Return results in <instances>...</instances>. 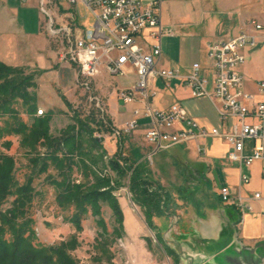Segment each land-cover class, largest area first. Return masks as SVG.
Segmentation results:
<instances>
[{
	"label": "crops",
	"instance_id": "obj_1",
	"mask_svg": "<svg viewBox=\"0 0 264 264\" xmlns=\"http://www.w3.org/2000/svg\"><path fill=\"white\" fill-rule=\"evenodd\" d=\"M56 2L65 12L63 10L67 6L64 0ZM21 7L28 18L30 14L39 12L37 0H29L27 4H21L19 0H0V62L24 68L30 73L43 71L44 78L50 77L52 84L60 86L59 89L71 88L77 79L75 67L69 61L61 60L60 53L51 45L44 30L41 16L32 18V22L20 18ZM195 10L189 0H162V22L174 30L175 36L162 40L158 68L178 70L182 76H186L194 64H200L211 92L213 75L207 58V46L236 37L243 31L252 32L253 29L251 22L240 27L239 20L236 32L226 29L222 34V29L216 28V25L206 28L204 20L199 19ZM263 20L264 17L257 21ZM139 43L150 50L152 40L149 38V30L143 32ZM246 56L247 62L241 68L244 88L258 97L257 83L264 75L263 46L247 51ZM136 80V71L131 66L126 67L124 76L110 75L103 71L92 80L96 99L115 129H122L133 118L134 110H142L144 107L141 100L127 105L118 98V91L131 88ZM150 90L155 93L150 100L154 110L165 111L178 104L208 131L216 129L228 132L234 123L233 119L222 122L210 99L193 98L190 88L181 79L166 83L161 78H155L150 82ZM151 128L150 119L139 118L138 126L131 135L122 136L118 145L116 141H107L103 146L111 156L119 151L130 163L144 165L153 151V146L145 138ZM253 147L254 143L247 141L245 154L251 155ZM230 149L225 139L210 137L199 143L191 141L172 146L157 152L152 158L158 183L162 187L186 189L189 192L178 193V199L174 202V206L182 210L177 219L178 232L175 230V234L183 235L185 240H173V249L182 264H204L218 253L232 249L251 252L254 258L264 257V161H257L250 167H240L228 160ZM242 175L249 178L247 184L241 182ZM204 181L211 187V197L205 201L200 197L202 193L197 191ZM222 188L229 189L231 202L222 201L219 194ZM256 193L260 194V199L253 198ZM238 196L245 198L246 205L252 209L241 214L234 204ZM191 198L194 200L191 201ZM183 204L187 207L182 208ZM171 218L170 214L152 217L156 234L166 237L172 232ZM144 223L146 220L143 213ZM189 256L191 260L186 258Z\"/></svg>",
	"mask_w": 264,
	"mask_h": 264
},
{
	"label": "built area",
	"instance_id": "obj_2",
	"mask_svg": "<svg viewBox=\"0 0 264 264\" xmlns=\"http://www.w3.org/2000/svg\"><path fill=\"white\" fill-rule=\"evenodd\" d=\"M27 4L29 0H19ZM38 11L46 18L45 30L52 40H67L68 48L60 53L62 61H69L77 69V83L90 89L92 80L103 71L110 75H126V67L135 69L137 80L125 90L118 91V98L124 104L141 100L142 110H134L133 118L122 129L111 126V135L96 133L99 141L120 139L131 135L138 126L139 118H148L152 128L146 133V141L153 146L149 158L157 152L191 141L201 142L206 138H223L231 149L227 154L230 162L240 167H250L257 161H264V75L257 83L258 97L244 88L241 68L247 62V51H254L260 45L264 48V20L251 21L252 32H241L238 36L207 46V58L212 69V91L208 79L203 75L200 64H194L186 76L178 70L159 69L162 55V40L175 36L172 28L164 26L161 19L162 0H64L67 8L57 5L56 0H37ZM84 6L94 17L91 29L83 30L79 25L77 10ZM57 8V11H56ZM67 9V10H66ZM145 30L152 40L150 50L139 43ZM161 78L166 83L181 79L187 85L193 98H208L216 106L222 122L234 120L228 132L213 129L208 131L193 120L178 104L168 110H154L150 82ZM105 122V112L96 98ZM42 114L43 111L39 110ZM247 141L254 143L251 155L245 154ZM247 184L249 178L241 176ZM224 203L232 201L228 188L219 192ZM260 199V194L253 195ZM245 198L238 196L235 206L244 214L251 210Z\"/></svg>",
	"mask_w": 264,
	"mask_h": 264
},
{
	"label": "rangeland",
	"instance_id": "obj_3",
	"mask_svg": "<svg viewBox=\"0 0 264 264\" xmlns=\"http://www.w3.org/2000/svg\"><path fill=\"white\" fill-rule=\"evenodd\" d=\"M196 8L199 19L204 20L206 28L212 25L218 29L237 31L238 21L240 20V27H245L253 20H261L264 17V0H189ZM59 5V2H56ZM60 6V5H59ZM66 6V4H65ZM61 7V6H60ZM57 11V8H56ZM20 18L24 17L27 21H33L41 16L43 25L46 24V18L40 12L30 14L29 18L23 8H20ZM40 14V15H38ZM25 15V16H24ZM79 25L83 30L91 29L94 24V17L82 5H79L77 10ZM33 18V19H32ZM241 28V29H242ZM45 30V28H44ZM46 31V30H45ZM47 33V32H46ZM49 37V36H48ZM50 38V37H49ZM51 45L58 53H64L68 48L67 40H52ZM24 70L25 75H33L35 89H29L31 93L37 96L36 117L50 116V133L53 137H60L61 131L65 130L69 125L73 124V116L76 112L80 115L81 120L93 119L96 124L104 126L103 131H96V133H104L111 135L112 128L108 124V119L105 115V122L101 118V111L97 105V93L90 83V89H85L76 81L71 88L63 89L60 86L52 84L50 77L44 78L43 71H35L30 73ZM76 74H77V69ZM41 75V76H40ZM43 76V77H42ZM46 77V76H45ZM62 89V90H61ZM63 97V98H62ZM65 103H69L67 107ZM17 111L18 118L27 125H31L33 116L29 115L27 110L23 107L20 100L13 104ZM39 110L43 111L42 114ZM35 118V117H34ZM6 121H11L8 117H0V127L5 126ZM94 127V125H93ZM107 129V130H106ZM118 141L116 139H106V142ZM21 138L16 135L4 134L0 137V152L13 157L15 161L14 177L18 184L23 185L27 178L33 174V188L34 196L32 205L29 208L28 217L33 221V230L36 234L35 244L39 246H59L62 242H67L71 237H75L78 246L69 252L77 264H182L177 258L175 250L173 249V240L184 241L185 237L175 234L177 230L178 216L182 210L174 206L175 200L178 199V193L189 194L186 189L178 190L167 189L162 187L158 181L159 178L153 167V157L147 158L146 164L138 165L130 163L128 158L121 152H116L114 155H109L106 151V156L103 158L107 163L111 159L119 156V164L123 168H128V177L124 180V187L118 191L113 192L124 217V232L121 236L113 234L117 227L113 211L106 202H100L101 216H93L91 211L84 217L82 221V230L77 231L74 225L67 220L72 216L73 208H61L58 205V189L52 184L53 181L60 180L58 172L51 166L48 171L37 174L38 167L31 163V159L37 156H43L46 149L38 148V154L29 155L27 151L20 146ZM9 143L10 146H6ZM105 148V147H104ZM111 148V147H110ZM120 146L118 147V149ZM106 150V149H105ZM137 168L140 177L149 182V192L156 194L160 199V208L153 212L154 214H170L172 232L166 237L164 235L156 234L147 223L142 224L143 211L137 206L132 199V194L129 191V177L132 171ZM104 175L110 178H115V173L107 168ZM156 174V175H155ZM77 184L84 183L85 178L81 171L74 169L72 177ZM200 191V200H207L211 197V187L204 181L198 188ZM183 192V193H182ZM190 196L188 197V199ZM194 200L191 198V201ZM13 198H9L7 203L0 208V213L6 212L11 208ZM199 202V200H197ZM178 206V205H177ZM182 208L187 205H181ZM186 213V211H185ZM175 215V216H172ZM175 217V218H174ZM104 221L106 231L103 227L98 225V219ZM146 220V218H145ZM8 237V236H7ZM150 240V241H149ZM168 250L173 252V255L168 254ZM188 258V257H186Z\"/></svg>",
	"mask_w": 264,
	"mask_h": 264
},
{
	"label": "trees",
	"instance_id": "obj_4",
	"mask_svg": "<svg viewBox=\"0 0 264 264\" xmlns=\"http://www.w3.org/2000/svg\"><path fill=\"white\" fill-rule=\"evenodd\" d=\"M33 77L25 75L21 68L0 62V117L11 120L6 121L3 128L0 127V137L5 133L19 136L20 146L29 155L38 154L40 146L46 149L43 156L32 158L31 163L38 167L37 174L48 171L51 166L58 172L60 180L52 183L59 192L57 202L63 209H74L67 221L77 231L82 230V221L89 211L93 216L100 217V202H106L117 223L113 234L121 236L124 232V217L112 194L124 187V180L129 174L128 168L119 164L120 158L116 155L109 162H104L106 150L94 135L96 131H103L104 126L96 124L93 119L81 120L80 115L73 112V124L61 131L59 138L53 137L50 133V116H33L36 115L37 104L36 94L29 91L36 88ZM18 100L28 114L33 116L31 125L18 118L13 107ZM65 104L70 107L69 103ZM108 124L111 127L109 120ZM6 146L10 144L7 143ZM75 168L81 171L84 183L77 184L72 179ZM107 168L115 173V178L103 174ZM14 171L13 157L0 152V208L9 198H13L11 208L0 213V264H77L69 254L78 246L73 236L59 246L35 244L37 239L32 228L33 221L28 217L34 196V176L32 174L20 185L14 177ZM129 191L133 202L142 209L147 225L154 231L152 217L157 215L153 212L160 208V199L149 192V182L140 177L137 168L129 177ZM97 223L106 231L104 221L99 218ZM165 250L173 255L167 247Z\"/></svg>",
	"mask_w": 264,
	"mask_h": 264
},
{
	"label": "water",
	"instance_id": "obj_5",
	"mask_svg": "<svg viewBox=\"0 0 264 264\" xmlns=\"http://www.w3.org/2000/svg\"><path fill=\"white\" fill-rule=\"evenodd\" d=\"M188 259L191 260L192 257L189 256ZM204 264H264V257L254 258L251 252L232 249L218 253Z\"/></svg>",
	"mask_w": 264,
	"mask_h": 264
},
{
	"label": "bare ground",
	"instance_id": "obj_6",
	"mask_svg": "<svg viewBox=\"0 0 264 264\" xmlns=\"http://www.w3.org/2000/svg\"><path fill=\"white\" fill-rule=\"evenodd\" d=\"M96 137H98V136L96 135Z\"/></svg>",
	"mask_w": 264,
	"mask_h": 264
}]
</instances>
